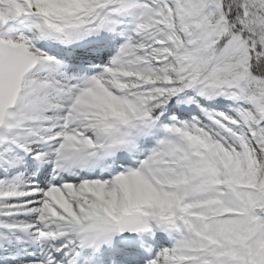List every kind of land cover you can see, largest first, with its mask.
<instances>
[{
	"label": "snow or ice",
	"instance_id": "snow-or-ice-1",
	"mask_svg": "<svg viewBox=\"0 0 264 264\" xmlns=\"http://www.w3.org/2000/svg\"><path fill=\"white\" fill-rule=\"evenodd\" d=\"M0 264H264V0H0Z\"/></svg>",
	"mask_w": 264,
	"mask_h": 264
},
{
	"label": "rangeland",
	"instance_id": "rangeland-1",
	"mask_svg": "<svg viewBox=\"0 0 264 264\" xmlns=\"http://www.w3.org/2000/svg\"><path fill=\"white\" fill-rule=\"evenodd\" d=\"M120 238V237H119Z\"/></svg>",
	"mask_w": 264,
	"mask_h": 264
}]
</instances>
